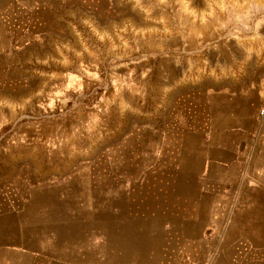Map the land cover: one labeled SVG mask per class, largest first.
<instances>
[{
    "label": "crops",
    "instance_id": "obj_1",
    "mask_svg": "<svg viewBox=\"0 0 264 264\" xmlns=\"http://www.w3.org/2000/svg\"><path fill=\"white\" fill-rule=\"evenodd\" d=\"M92 3L0 0L2 140L16 123L20 140L41 138V118L17 110H40L44 94L60 91L53 82L74 65L59 71V55H73L74 14ZM239 11L264 13V0H233ZM250 81L246 71L208 70L188 105L174 101L190 89L181 78L131 79L115 89L119 113L97 128L93 147L45 159L23 145L16 178L14 151L1 150L0 264H264V86ZM141 177L152 189L162 179L164 197L119 200V185L139 188Z\"/></svg>",
    "mask_w": 264,
    "mask_h": 264
},
{
    "label": "rangeland",
    "instance_id": "obj_2",
    "mask_svg": "<svg viewBox=\"0 0 264 264\" xmlns=\"http://www.w3.org/2000/svg\"><path fill=\"white\" fill-rule=\"evenodd\" d=\"M91 2L94 5L88 14H74L73 44L67 49L73 55L67 59L66 52L59 55L62 59L58 62L59 71H66L64 66L70 61L74 65L73 70L69 68L68 73L60 74L53 82L60 91L44 94L40 110L27 109L24 113L17 110V117L41 118V138L22 141L16 135L17 123L3 126L10 136L4 140L0 137V151H14L15 156L10 160L14 167L12 178L23 169L17 167L16 155L23 145L42 149L45 159L52 149L93 147L98 129L103 128L102 122L112 121L119 113L115 89L131 79L140 86H150L155 80L181 78L191 90L178 94L174 101L188 105L195 103L196 80L211 69L246 71L250 87L264 86V27L255 26L258 19L264 20L262 12L232 14L233 0ZM147 95L143 92L140 96ZM133 100L137 101V97L127 101L132 104ZM138 102H143L142 98ZM261 110H264V95L257 106L258 126L264 128ZM96 175L90 173V185L96 182ZM158 175L164 174L150 176L159 182ZM139 179V188L137 181L134 188L131 181L129 187L119 185V200L164 197L162 179L161 183H152L155 189L142 187L148 179Z\"/></svg>",
    "mask_w": 264,
    "mask_h": 264
},
{
    "label": "built area",
    "instance_id": "obj_3",
    "mask_svg": "<svg viewBox=\"0 0 264 264\" xmlns=\"http://www.w3.org/2000/svg\"><path fill=\"white\" fill-rule=\"evenodd\" d=\"M261 113L264 114V110H261Z\"/></svg>",
    "mask_w": 264,
    "mask_h": 264
}]
</instances>
